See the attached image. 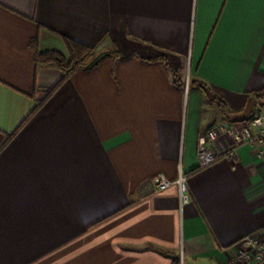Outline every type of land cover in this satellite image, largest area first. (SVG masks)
<instances>
[{"label":"crops","instance_id":"1","mask_svg":"<svg viewBox=\"0 0 264 264\" xmlns=\"http://www.w3.org/2000/svg\"><path fill=\"white\" fill-rule=\"evenodd\" d=\"M62 36L94 57L19 127L61 77L30 42L67 55ZM160 55L181 86L143 61ZM262 87L264 0H0V264H223L264 241V146L197 159L209 130L261 111ZM180 172L184 204L151 181Z\"/></svg>","mask_w":264,"mask_h":264},{"label":"built area","instance_id":"2","mask_svg":"<svg viewBox=\"0 0 264 264\" xmlns=\"http://www.w3.org/2000/svg\"><path fill=\"white\" fill-rule=\"evenodd\" d=\"M219 133L230 139L226 149L221 154L214 152L209 146ZM244 144L254 145L257 148L264 146V110L255 113L250 118L249 124L238 126L234 123L223 121L218 124L216 129L209 130L207 132V142L201 143L197 150L199 165L206 166L220 157L236 160L237 151ZM259 155L264 161L261 151ZM151 181L155 191H162L172 185H176L181 204L187 203L191 199L187 176L181 172L175 180H169L164 175L157 173L152 177ZM236 245L234 253L223 264H260L264 261L263 240L253 236H246Z\"/></svg>","mask_w":264,"mask_h":264},{"label":"trees","instance_id":"3","mask_svg":"<svg viewBox=\"0 0 264 264\" xmlns=\"http://www.w3.org/2000/svg\"><path fill=\"white\" fill-rule=\"evenodd\" d=\"M66 50L67 55L56 51V50H48V51H39L38 45H37V37L30 42V47L33 50V57L34 62L36 65H48L55 67L58 69L61 73L60 79L52 86L50 87L41 100H38L36 102V105L31 110V112L26 116V118L22 121V123L19 125L21 127L29 118H31L34 114V112L38 111L42 105L44 104L45 100L51 96L56 89L60 86L63 81L71 77L76 71L86 69L90 62L92 61L94 57V50L91 47H88L74 39H71L67 36H62ZM117 53L116 50L112 51V54ZM146 62H161L170 72L173 83L177 86H181L182 82L180 79V73L176 68L172 66L169 60L163 55L157 56L153 59H146L143 60ZM184 83V82H183ZM189 85L190 84H196L199 87H201L204 91H207V87L205 83L198 80H191L189 79ZM212 102L217 106L219 111L225 115H231V112L227 108L225 102L218 97L217 95H210ZM255 97L259 100L260 103H264V87L259 89L255 92ZM17 132L15 130L11 134L8 135V138H10L12 135H14ZM171 264H183V260H179L178 254H172L171 255Z\"/></svg>","mask_w":264,"mask_h":264},{"label":"rangeland","instance_id":"4","mask_svg":"<svg viewBox=\"0 0 264 264\" xmlns=\"http://www.w3.org/2000/svg\"><path fill=\"white\" fill-rule=\"evenodd\" d=\"M187 77H188V73L186 72V74L184 73V75H183V81H186L187 80ZM181 79V78H180ZM185 89H186V87H185ZM187 90V89H186ZM259 101V100H258ZM261 106H262V108H261V110H264V103L262 104H260ZM179 260H182V258H181V256L179 255ZM183 264H184V262H183Z\"/></svg>","mask_w":264,"mask_h":264},{"label":"water","instance_id":"5","mask_svg":"<svg viewBox=\"0 0 264 264\" xmlns=\"http://www.w3.org/2000/svg\"><path fill=\"white\" fill-rule=\"evenodd\" d=\"M260 264H264V261H263V262H261Z\"/></svg>","mask_w":264,"mask_h":264}]
</instances>
